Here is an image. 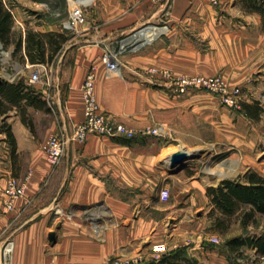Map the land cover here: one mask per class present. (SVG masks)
<instances>
[{
  "label": "crops",
  "instance_id": "0c3cea01",
  "mask_svg": "<svg viewBox=\"0 0 264 264\" xmlns=\"http://www.w3.org/2000/svg\"><path fill=\"white\" fill-rule=\"evenodd\" d=\"M6 4L17 34L26 37L29 28L64 31L48 24L26 27L20 6ZM89 18L59 57L62 67L71 55L69 72L60 73L53 85L33 84L47 101L44 107L24 103L6 114L17 152L12 155L6 134H0V245L14 240V264H109L123 249L135 253L152 234L155 219L145 209H161V188L195 178L186 173L191 164L171 173L169 159L178 150H171L170 144L202 147L211 140L241 141L249 115L205 90L170 92L160 75L153 78L146 70L224 73L231 86L248 87L244 102L259 101L255 95L257 82L264 78L262 15L247 10L243 0H222L220 6L210 0H96ZM145 24L157 26L154 41L139 52L121 54V72H111L103 54L128 42ZM12 51L0 49V75L16 82L21 78L12 71L17 65L39 64L21 62ZM92 68L101 108L139 132L131 143L97 134L84 142L74 137V123L85 120L82 85ZM23 117L32 119L34 129ZM159 126L165 135L149 132ZM60 131L66 136V151L60 164L52 166L43 144ZM10 174L26 185L25 196L13 209L4 205ZM196 181L192 179V185ZM97 205H107L105 220L97 210H84ZM51 232L57 235L55 241Z\"/></svg>",
  "mask_w": 264,
  "mask_h": 264
},
{
  "label": "rangeland",
  "instance_id": "374dc122",
  "mask_svg": "<svg viewBox=\"0 0 264 264\" xmlns=\"http://www.w3.org/2000/svg\"><path fill=\"white\" fill-rule=\"evenodd\" d=\"M20 6L25 17V26L56 25L71 36L75 30L69 25V6L65 0H7ZM46 2V5L40 4ZM32 21V22H31ZM119 45L112 49L120 50ZM123 54V53H122ZM121 55V54H120ZM71 55L66 57V65L61 67V62H56L48 68L47 73L40 74L41 80L31 81V73L39 68L38 65H17L12 71L26 78L29 83L40 84L49 82L51 85L58 82L60 73L69 72ZM11 75L10 78H13ZM255 86V85H254ZM259 88L255 98L264 105V78L258 81ZM243 87L244 96L248 87ZM251 93V92H250ZM259 119L250 117L244 122L245 135L238 143H230L228 140L205 143L202 147H189L173 143L170 149L185 150L191 152L187 161L191 168L186 173L195 178L173 181L167 184L170 196L166 201H159L161 209L150 205L145 212L153 220V231L150 237L139 245L135 253L130 248L123 249L121 255L113 258L120 259L122 264H144L150 260H156L171 251L185 247L192 258H196L203 264H231L228 259V247L226 241L236 235H250L261 233L264 230V215H258L255 222H251L246 228L242 225L240 215H235L231 220L228 231L221 232L215 226V217L210 215V203L204 192L203 186L217 185L224 178H234L244 174L249 168L264 174V112ZM247 122V123H246ZM192 179H196L192 185ZM84 210L91 212L97 210L105 220L110 214L107 205L87 207ZM159 210V211H158ZM161 210V211H160ZM213 237L219 239V243L212 241ZM252 250H246L244 255L237 258L239 264H252L255 260ZM111 261V260H110ZM109 261V262H110ZM261 264H264V260Z\"/></svg>",
  "mask_w": 264,
  "mask_h": 264
},
{
  "label": "trees",
  "instance_id": "16d2710c",
  "mask_svg": "<svg viewBox=\"0 0 264 264\" xmlns=\"http://www.w3.org/2000/svg\"><path fill=\"white\" fill-rule=\"evenodd\" d=\"M37 1V0H35ZM244 6L249 11L259 12L262 15V27L264 28V0H243ZM14 15L6 0H0V42L4 50L13 49V58L21 62L34 64H56L65 50V45L70 35L65 31H40L29 28L26 37L14 30ZM68 56V55H67ZM66 56V57H67ZM2 57L0 56V70L2 69ZM35 105L44 107L47 103L33 85L26 78H20L12 82L4 77L0 81V134L5 133L12 150V155L17 152V141L12 131V125L8 122L6 114L16 107L23 105ZM49 108V107H48ZM253 119H259L264 107L260 101L243 102L242 109L238 110ZM32 129V119L23 117ZM132 139L121 141L131 143ZM206 194L210 203V215L215 217V226L219 231H228L231 220L235 215H240L244 228L251 222H255L258 215H264V174L249 168L244 174L234 178H224L217 185L206 186ZM228 247V259L231 264H239L237 258L244 255L246 250H252L255 260L252 264H261L264 260V230L261 233L250 235H236L226 241ZM145 264H203L195 257H189L185 247L169 252L157 260H150Z\"/></svg>",
  "mask_w": 264,
  "mask_h": 264
},
{
  "label": "built area",
  "instance_id": "2783aa9c",
  "mask_svg": "<svg viewBox=\"0 0 264 264\" xmlns=\"http://www.w3.org/2000/svg\"><path fill=\"white\" fill-rule=\"evenodd\" d=\"M69 6V25L76 31H79L89 21V10L96 5V0H65ZM157 3L162 0H152ZM214 6H220L222 0H210ZM47 6L46 2H42ZM157 30V26L152 24H145L143 27L134 31L130 40L121 44L120 50H107L103 56V61L106 62L111 72H121L119 56L126 52H139L147 44L154 41L158 32L155 35L148 30ZM0 49L7 52L2 47L0 42ZM39 68L31 73V81L37 82L41 80L40 74L48 71L51 66L46 63L38 65ZM146 73L151 77L160 75L162 85L170 92L179 94H186L190 91H208L229 108L236 110L242 109L244 100L243 87L241 85H230L224 73H217V75H179L173 73L168 69L151 68L146 70ZM95 79L93 68L87 73V78L82 85V91L85 98V120L81 123H74L73 134L78 140L84 142L91 134L100 136H109L113 139L125 138L132 139L136 137L139 132L134 128L119 121L109 111L101 108L98 103L97 93L95 90ZM149 132L154 135H165L166 131L163 126L149 128ZM66 136L63 132H56L51 134L43 144V149L46 154L48 162L52 166L59 165L61 158L66 151ZM8 182L4 190L5 199L4 205L8 209H13L15 203L19 198L25 196L26 185L17 179L13 174L8 177ZM170 189L168 187L161 188L159 198L166 201L170 196ZM212 241L219 243L217 237H213ZM14 240L9 238L0 245V264H14ZM109 264H122L120 259L111 258Z\"/></svg>",
  "mask_w": 264,
  "mask_h": 264
},
{
  "label": "water",
  "instance_id": "95a60500",
  "mask_svg": "<svg viewBox=\"0 0 264 264\" xmlns=\"http://www.w3.org/2000/svg\"><path fill=\"white\" fill-rule=\"evenodd\" d=\"M1 75H0V81H1ZM191 154L188 151L185 150H178L176 151V153H174L171 157H170V171L171 173H177L180 170L185 169L186 167L189 166V164L187 163V161H189L188 159H190ZM50 239L52 241H55L57 238V235L55 232H51L50 233Z\"/></svg>",
  "mask_w": 264,
  "mask_h": 264
},
{
  "label": "bare ground",
  "instance_id": "6f19581e",
  "mask_svg": "<svg viewBox=\"0 0 264 264\" xmlns=\"http://www.w3.org/2000/svg\"><path fill=\"white\" fill-rule=\"evenodd\" d=\"M152 30H155V29L152 28V29L148 30L150 32V34H152V33L154 34V31H152ZM189 153L191 154V152H189Z\"/></svg>",
  "mask_w": 264,
  "mask_h": 264
}]
</instances>
